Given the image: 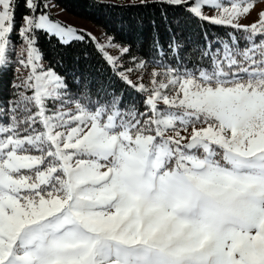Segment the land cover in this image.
Segmentation results:
<instances>
[{
  "label": "snow or ice",
  "instance_id": "6c2138e0",
  "mask_svg": "<svg viewBox=\"0 0 264 264\" xmlns=\"http://www.w3.org/2000/svg\"><path fill=\"white\" fill-rule=\"evenodd\" d=\"M0 0V264H264V0Z\"/></svg>",
  "mask_w": 264,
  "mask_h": 264
},
{
  "label": "trees",
  "instance_id": "16d2710c",
  "mask_svg": "<svg viewBox=\"0 0 264 264\" xmlns=\"http://www.w3.org/2000/svg\"><path fill=\"white\" fill-rule=\"evenodd\" d=\"M57 5L63 7L71 15L79 16L87 19L98 26L104 31L106 26L115 27L116 22L109 21L96 13L91 7V0H53Z\"/></svg>",
  "mask_w": 264,
  "mask_h": 264
},
{
  "label": "rangeland",
  "instance_id": "374dc122",
  "mask_svg": "<svg viewBox=\"0 0 264 264\" xmlns=\"http://www.w3.org/2000/svg\"><path fill=\"white\" fill-rule=\"evenodd\" d=\"M52 13H53L54 17L66 22V23H70L76 27L92 31L93 33H95L98 36L100 35L101 32L104 31L100 26H98L97 24H95V23H93L87 19H84V18L79 17V16L71 15L60 5H58V7L53 8Z\"/></svg>",
  "mask_w": 264,
  "mask_h": 264
}]
</instances>
